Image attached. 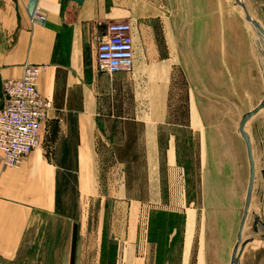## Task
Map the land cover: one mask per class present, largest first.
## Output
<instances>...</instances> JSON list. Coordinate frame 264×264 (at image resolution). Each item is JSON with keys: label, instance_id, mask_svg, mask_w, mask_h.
I'll return each instance as SVG.
<instances>
[{"label": "rangeland", "instance_id": "obj_1", "mask_svg": "<svg viewBox=\"0 0 264 264\" xmlns=\"http://www.w3.org/2000/svg\"><path fill=\"white\" fill-rule=\"evenodd\" d=\"M243 1L254 18L264 20V0ZM166 3L172 24L176 13L186 14L182 8H192L199 31V63L136 66L104 80L99 100L106 111L99 117L103 126L112 127L111 150H104L94 163L93 176L89 177L91 168L86 177L83 174L85 194L78 223L82 239L74 242L72 264L230 263L238 218L243 215V187L248 190L250 177L239 126L242 117L264 99V43L246 22L237 0ZM149 22L153 51L161 23L157 17ZM224 24L234 31L242 28L243 47L249 43L255 59L248 57L241 65L222 63ZM232 34L238 38L239 33ZM174 44L173 34L168 33L167 52L173 58ZM127 118L169 123L160 130L157 150L141 142L126 144L121 126ZM246 130L257 167L251 222L264 204V108ZM186 203L192 210L187 211L188 243L183 250L181 212ZM245 227L249 233L247 222Z\"/></svg>", "mask_w": 264, "mask_h": 264}, {"label": "crops", "instance_id": "obj_2", "mask_svg": "<svg viewBox=\"0 0 264 264\" xmlns=\"http://www.w3.org/2000/svg\"><path fill=\"white\" fill-rule=\"evenodd\" d=\"M36 8L45 12V22L32 19ZM167 12L166 0H0V109L2 82L20 77L26 64L45 66L38 89L53 101L42 125L41 146L18 166L7 167L0 161V264H72L74 242L82 239L78 223L80 199L85 194L83 174L86 177L91 168L89 177L93 176L94 163L101 160L104 150H111L112 127L103 126L99 117L106 111L99 98L109 76L96 69L97 44L110 22L126 21L132 26L134 40L132 71L143 65H198L199 31L193 24L192 8H182L183 15L176 13L173 24ZM156 17L161 23L159 44L151 51L149 20ZM258 20L264 26V20ZM241 29L223 26L224 65H241L248 57L256 58L249 43L243 47ZM235 32L238 38L232 34ZM168 33L173 34L175 58L167 52ZM168 124L127 118L121 126L122 138L127 145L141 142L157 150L160 130ZM174 158L178 159L177 145ZM97 177L95 174L96 195ZM243 189L245 208L246 185ZM182 208L185 225L181 245L185 250L187 211L192 208L190 203ZM259 214L256 212L251 222L250 215L247 219L250 232L246 233L245 227L243 235L252 241L242 254V264H264V232L253 230Z\"/></svg>", "mask_w": 264, "mask_h": 264}, {"label": "built area", "instance_id": "obj_3", "mask_svg": "<svg viewBox=\"0 0 264 264\" xmlns=\"http://www.w3.org/2000/svg\"><path fill=\"white\" fill-rule=\"evenodd\" d=\"M46 14L39 8L32 19L43 23ZM134 40L129 22H110L96 49V69L114 77L133 69ZM44 65L26 64L20 77L2 82L4 98L0 110V161L7 167L20 165L41 146V128L53 101L38 89Z\"/></svg>", "mask_w": 264, "mask_h": 264}, {"label": "water", "instance_id": "obj_4", "mask_svg": "<svg viewBox=\"0 0 264 264\" xmlns=\"http://www.w3.org/2000/svg\"><path fill=\"white\" fill-rule=\"evenodd\" d=\"M238 2L244 10L246 20L252 22L254 27L257 29L258 35L262 37L263 43H264V26L261 24L259 20H257L250 14L243 0H238ZM262 107L264 108V99L252 111L247 112L242 117L240 126H239V133L242 136L246 144V148H247V154H248L249 166H250V177H249V185H248V190H247L245 208H244L243 216L240 222L239 231L237 235V243L234 247L230 264H242L241 262L242 252L246 250L247 245L252 241L248 239L246 240L243 239L244 228H245V224L248 219V216H249L252 194H253V190L255 187V180H256V164L254 161L252 141L250 138V134L246 130V125L254 116L258 114V112L260 111ZM253 230L255 232H258V231L264 232L263 218H260L258 216L255 217L254 224H253Z\"/></svg>", "mask_w": 264, "mask_h": 264}, {"label": "bare ground", "instance_id": "obj_5", "mask_svg": "<svg viewBox=\"0 0 264 264\" xmlns=\"http://www.w3.org/2000/svg\"><path fill=\"white\" fill-rule=\"evenodd\" d=\"M237 4L240 6V4H239V2H238V0H237ZM241 7V6H240ZM241 11H242V13H244V10H243V8L241 7ZM245 15V14H244ZM246 19V18H245ZM246 22L250 25V26H253L254 27V25L252 24V22L251 21H248V20H246ZM255 28V27H254ZM252 29V28H251ZM250 29V30H251ZM256 29V28H255ZM255 36V35H254ZM256 37V36H255ZM263 40V39H262ZM258 41V40H257ZM261 46H262V49H264V46H263V44H261ZM11 79H14V78H11ZM1 90H2V87H1ZM2 96H3V93H2ZM4 99V98H3ZM3 103H4V101H3ZM3 107V106H2ZM263 109V107L260 109V110H262ZM1 110V109H0ZM42 129V128H41ZM253 155H254V153H253ZM254 161H255V158H254ZM255 164H256V161H255ZM256 169H257V167H256ZM258 213H260L259 214V216L258 217H260V218H263V221H264V204H263V206H262V208H261V210L260 211H257ZM249 213H250V210H249ZM261 215V216H260ZM249 217V216H248ZM247 222V221H246ZM246 225V224H245Z\"/></svg>", "mask_w": 264, "mask_h": 264}]
</instances>
